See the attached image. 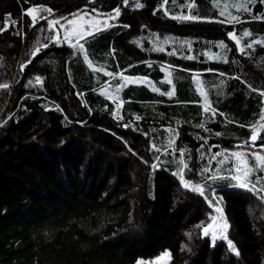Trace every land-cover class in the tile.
<instances>
[{
  "label": "trees",
  "instance_id": "obj_1",
  "mask_svg": "<svg viewBox=\"0 0 264 264\" xmlns=\"http://www.w3.org/2000/svg\"><path fill=\"white\" fill-rule=\"evenodd\" d=\"M139 2L0 0V84L9 85L0 89V264H135L165 249L169 264H264V171L253 158L264 139L250 141L264 112V44L247 47L264 41V19H254L264 0H248V12L232 7L241 0ZM225 4L239 23L220 15ZM34 6L53 15L33 25ZM117 8L107 29L81 41L85 52L49 27ZM181 15L199 19L171 18ZM123 75L153 86L129 83L118 100L98 91ZM233 152L245 154L257 191L235 186ZM181 159L204 196L182 185ZM213 194L239 256L228 240L213 242L214 226L204 235Z\"/></svg>",
  "mask_w": 264,
  "mask_h": 264
},
{
  "label": "snow or ice",
  "instance_id": "obj_2",
  "mask_svg": "<svg viewBox=\"0 0 264 264\" xmlns=\"http://www.w3.org/2000/svg\"><path fill=\"white\" fill-rule=\"evenodd\" d=\"M123 2H124V6L127 7L129 0H123ZM168 3H169V0H163L161 7L163 8ZM247 4H248V0H241V2H234L232 4V7H235L236 11H238V12L241 10L248 12L249 8L247 7ZM135 7L137 9L143 8L144 4L140 3L139 0H135ZM187 7L189 9H191L192 7H194V4H189V5H187ZM228 7H229V5H227V4L224 5V9L220 11L221 16H224L226 14ZM44 12H46L50 15L51 9L43 8L42 6H40V7L34 6L30 10H27L25 14L28 16H31L32 21H33V25H35L38 22L39 18H44L41 15V13H44ZM120 14H121L120 9L117 8L114 10V15H110L102 23L98 19H96V20H85V16L79 15V14H73L72 19L64 18L67 20V24L69 26H71V27L66 28V30H65L64 41L67 42L70 47L77 49L78 51L85 52L84 44L81 43V41L87 42L88 38H90V37L94 38L95 33H98L104 29H107L110 26L108 24L109 19L115 20L120 16ZM165 14L166 15L168 14L166 9H165ZM227 17H228V20L230 22H235V23L240 22V18L238 16H233L230 12H227ZM171 18L176 19V20H181V21H195V20L199 19V17L194 16V15L173 16ZM254 19H264V18L254 17ZM59 23H60V20L49 21L50 29L53 28L54 25L59 24ZM243 35H244V37H250L252 35V33L245 30ZM229 37H230V39H232L236 42L237 46H239L240 40L237 38L235 33H229ZM55 39H56V42H59V36L58 35L56 36ZM73 39H75V43H73ZM253 43L264 44V41L256 40V41L250 42L247 45V47L251 48ZM218 46L221 48L227 47L223 42H221ZM160 50L162 51L163 49H160ZM241 51H243V49H241ZM188 58L192 59V57H188ZM225 62H227V61H225ZM23 67H26V65L22 66V69H23ZM108 75H113V74L109 73ZM168 75H169L168 83H171V79H170L171 74L169 73ZM121 78L124 80L125 85L128 83L136 82L131 77H123L122 76ZM145 82L147 83V81H145ZM37 83H40L39 77H37ZM125 85H122L121 87H123ZM8 87H9L8 84H0V89H7ZM119 91H120V89L117 88L116 93L118 94ZM104 94L106 96L112 98L113 100H118V96L109 93L107 91V89H105ZM173 94H174V89L167 93V95H169L170 97ZM202 95H204V99H205V104L203 106L204 112L205 113L210 112L214 116L216 114L215 109L212 108L211 104H209L207 102L206 94L202 93ZM261 95H264V92H262ZM122 103H123L122 101L117 103V110L114 113V115L119 116V109H120ZM261 130H264V113H262L260 116V122L253 124L250 127V131H251L250 141H251L252 147L256 146L255 142L257 141L258 138L264 139V137H260ZM171 143H174V141H170V144ZM260 147H261V149H264V144H262ZM181 155H183V153ZM231 156L238 162V165L236 167V171L238 173H242V175H237V176L232 177V179L236 181L235 186L240 187V188H244V189H248L249 191H257V189L255 187V183H253L251 187L249 186V179L248 178L251 175L253 169L249 167L248 160L246 159L245 154L240 153V152H233V153H231ZM253 158L256 162V164H255L256 169H258L260 171H264V155H261L259 153H254ZM180 163H181V165H183V168H181L180 171L176 173V175H178L182 185L186 189H189L193 192H196V193L204 196L205 192H204V189L202 187H200L199 185L190 184L189 182H187L184 179V169H186L188 166L184 162L183 159H181ZM152 167L155 168L156 165H152ZM213 197L216 201V203L214 205L215 211L219 214V218H220L221 223L219 225H217V220L214 217L211 224L207 225L206 227H203L204 235H206V236L209 235L210 229H213V226L216 225L217 227H219L221 229V231L219 233H217L215 230H213L211 232V238H212L213 242H215V240L218 238V236H219V238H222L224 240H228L226 233L228 231L229 225L227 223V220L223 216V209L221 207H219V204L222 203L223 198L222 197H216L215 194H213ZM228 247H229L230 251H232L235 255H237V256L240 255L236 245L231 240H228ZM167 259H170V254L166 252L163 256H161L159 258V260L156 262V264H161L162 261H165Z\"/></svg>",
  "mask_w": 264,
  "mask_h": 264
},
{
  "label": "rangeland",
  "instance_id": "obj_3",
  "mask_svg": "<svg viewBox=\"0 0 264 264\" xmlns=\"http://www.w3.org/2000/svg\"><path fill=\"white\" fill-rule=\"evenodd\" d=\"M44 13H45V14H44ZM44 13H41V15H42L45 19H46V18L49 19V18H50L49 16L53 15V14L46 15L47 13H46V12H44ZM75 14L84 15V16H85V20H96V19H98V20L101 21V23H102L105 19H107V18L110 16L109 14L90 13V12H84V11H82V10H79V12H77V13H75ZM48 17H49V18H48ZM64 18L72 19V18H73V14L70 15L69 17H63V18H57V19H55V20H60V23H59V24H56L55 27H56L57 29L59 28V29L63 32V33H62L63 36H65V30H66V28L71 27V26H69V25L67 24V20L64 19ZM41 19H43V18H39L38 20H41ZM110 21H111V19L108 20V24L110 23ZM73 43H75V39H73ZM19 68H21V65H19ZM123 77H131L134 81H136V82H134V83H137V84H145V85L150 86V87L153 86V85H152V82H151L147 77H145V76H130V75H123ZM145 81H147V83H146ZM128 84H129V83H128ZM122 85H125V82H124L123 79H121V82H120V83L115 84V85H112V84H105V85L101 86V87L98 89V91H99L100 93H102L103 95H105L104 92H105V89H107V91H108L109 93H111V94H113V95H117V96H119L120 91H119V93L117 94V93H116V89L119 88V89L121 90V89H122V87H121ZM126 85H127V84H126ZM123 87H124V86H123ZM105 96H106V95H105ZM106 97H108V96H106ZM108 98H109V99H112V98H110V97H108ZM112 100H113V99H112ZM263 113H264V112H263ZM215 218H216V220H217V225H219V224L221 223V221H220V218H219V214H218V213L215 214ZM214 228H216L215 230L219 229V227H217L216 225H214ZM219 230H220V229H219ZM218 232H220V231H218ZM166 252L170 254V251L167 250V249H165V250H163L162 252H160L158 255H156V256L153 257V258H149V259H147V260L138 259V260L136 261L135 264H143L144 262H146L147 264H156V262L159 260V258H160L161 256H163ZM169 260H170V259H167V260H165V261H162L161 264H169Z\"/></svg>",
  "mask_w": 264,
  "mask_h": 264
},
{
  "label": "built area",
  "instance_id": "obj_4",
  "mask_svg": "<svg viewBox=\"0 0 264 264\" xmlns=\"http://www.w3.org/2000/svg\"><path fill=\"white\" fill-rule=\"evenodd\" d=\"M45 14V13H44Z\"/></svg>",
  "mask_w": 264,
  "mask_h": 264
}]
</instances>
